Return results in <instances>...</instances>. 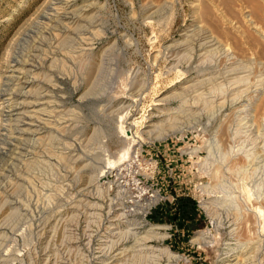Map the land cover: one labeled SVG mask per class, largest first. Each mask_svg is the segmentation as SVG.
<instances>
[{
	"label": "rangeland",
	"instance_id": "obj_1",
	"mask_svg": "<svg viewBox=\"0 0 264 264\" xmlns=\"http://www.w3.org/2000/svg\"><path fill=\"white\" fill-rule=\"evenodd\" d=\"M53 1L0 0V264H53L56 251L68 264H148L142 246L180 256L161 264H226L244 244L246 264H264V0H75L48 15ZM89 3L64 38L62 15ZM202 28L221 40L206 55ZM33 55L53 101L39 143L14 136L2 102L16 90L7 64ZM229 62L243 77L235 90ZM135 154L157 162L132 169L164 197L147 217L118 209L106 181ZM134 221L140 235L160 225L166 237L138 245L123 233Z\"/></svg>",
	"mask_w": 264,
	"mask_h": 264
},
{
	"label": "bare ground",
	"instance_id": "obj_2",
	"mask_svg": "<svg viewBox=\"0 0 264 264\" xmlns=\"http://www.w3.org/2000/svg\"><path fill=\"white\" fill-rule=\"evenodd\" d=\"M58 2L60 3V5L58 4ZM61 3H63V4L66 3L65 4L66 7H63V8H65V10H68V9H70V7L71 8L73 7V5L75 4V0H54L52 2V6L49 8V10L51 11V13H47V14L48 15H53V13H55V12L56 13L58 11L60 12V10H58V11H56V10L63 6ZM252 4L253 5L250 6V8L248 9L250 11L248 12L247 15H245L246 17L250 16V19H251V15L253 13V10H254L253 8L256 7V10H257V5H258L259 8H261L260 7V4L257 1L253 2ZM94 5H95L94 3H89V4H86V5H83V6L81 5L80 7L75 8V9H72V10H69L68 12H66V13H64L62 15V19H64V22L61 21V30L60 31H62V33L65 35L64 38L69 37V35L71 33H73V31L78 26H81L80 21L87 20L89 18L88 15L85 16V13H86L87 10H90ZM92 16H94V15L91 14V17ZM46 18H48V16H46ZM56 23L57 22H55V24ZM199 27H201V26H199ZM207 30L208 29L205 30V29L202 28L201 31H204V33L202 32V34L199 35V37H198V40L200 41L199 42L200 43V45H199L200 46V49H202V51L205 50V52L203 53V55L205 53H208L210 51H213V48H215V50H216L217 47H220V45H221V42H220L221 40H219L218 38H216V36L212 35L211 34L212 31H210L211 32L210 33ZM182 36H183V40H181L179 42H181L182 44L185 42V44H186V40L187 39L190 40L189 38L191 37V30L188 29V28L184 29ZM60 37H61V35H60ZM188 45H189V43H188ZM185 49H186V47H185ZM230 50H231L230 48H226V49L224 48V51H226V54L227 55H231L230 54V52H231ZM52 57H53V55H52ZM232 57L234 58V56H232ZM37 59H38L37 58V55H33V56H31V58L24 59V60L17 59V58H15V59H12L11 58V60L7 64L6 71L5 70L4 71H5V77H7L14 84V88L16 90H13V93H10V94H2L3 97L5 96V98L2 99V102H7L6 105L8 107V110H7V112H8L7 113L8 114V118H9V116H10V118L12 117L11 118L13 120L12 122L15 125L14 127L16 128L15 129V133H18L17 135H14L15 137H17V139H20V138L21 139L22 138L23 139L24 138L27 139L29 137V139L30 138H32V139L34 138V140H36V142H38V141L43 142L46 138H48L47 137V134H48L47 132L50 129L48 126H50L52 124V122H54V121H52L50 123V120H52V119H49V117H50L49 112L50 111H48V107L50 106V104H52L53 101L51 100L50 94L48 93L49 91L45 87L44 78L42 77L41 70H42L43 65L41 63H39V61ZM47 59L49 61L51 60L49 56L47 57ZM42 62L44 63L43 60H42ZM52 63H54V62H52ZM226 67H227V69L225 71L226 74L224 76H225V78H226V75L228 76V78H227L229 80L228 81L229 82L228 84H230V85L231 84H235V85H232L230 88L231 89L238 88L237 87V84L243 78V77L241 78L240 75L236 74V71L238 72V69L239 68L232 67V62H229V64ZM235 69H237V70H235ZM202 76H204V74ZM209 79L210 78H204V77L203 78H200V80H198L196 83H194V84L193 83L188 84V85L184 86L183 89L185 90V89H189V88H192V87H196L198 84L203 83V82H205V80H209ZM233 90H235V89H233ZM256 90H258V88L255 89V91ZM230 92H233V91H230ZM234 93H237V92L235 91ZM149 126L152 127V128L153 127H157V125L152 124V120L151 119L149 121ZM161 132L164 133L165 130L164 131H161ZM145 133L149 135L148 138H150V136H153V135H155L154 138L155 137H158V136L159 137L160 136H164V134L157 133L155 130H148ZM40 144H42V143H40ZM132 148H134V144H132V143H130L128 146L122 148L120 150V152H119V158L118 159H115V160H112V161H114V162L116 161V162H118L120 164L126 158H128V156L131 154ZM79 161H80V159H79ZM88 166L89 165H84L80 169H82V170L83 169H86ZM155 196L156 197H154V198L157 199L158 195H155ZM122 211H123V213H126L127 215L129 214V212L126 211V210H122ZM136 211L144 212L143 206H140L139 208H137ZM143 217H144V215H143ZM254 217H256L255 220L257 222L258 221L257 215L254 216ZM142 224H143V222H141V221H138V222H135L134 221V225L136 227H132L131 229L132 230L133 229H137V226L138 225H142ZM160 227H161L160 225H154L153 227H151L148 230H146L144 232V234H142V235H140V233L138 231H134V230L132 231L130 229L127 230V231L125 230L123 233H124L125 237H132L136 241H144V243H142V242L139 243L138 242V245H146V243H147L146 241H149V240H152V239H155V238L156 239H159V238L162 239V238H165L166 237L165 234H162L160 231H158V229H160ZM238 236H239V234H238ZM196 239L198 241H201V242H206L207 235L204 232L199 233V235H197V237L195 238V240ZM240 243L241 242H239V244ZM248 243H250V242H248ZM142 247L140 248V250L148 251L150 249H153V254L147 255L149 257V258H147L148 259V264H161V256L159 257V255H161V254H168L169 257H172V256L173 257H180V256H177L176 254H173V252L168 247H163V248L162 247H160V248H154L153 246L152 247L151 246L150 247H143V248ZM252 247H254V246H252ZM50 250H52V249H50ZM68 251L70 252V249ZM125 251L126 250L124 249L122 252H118L117 254L114 255V257H117L120 253L123 254V255H125L124 254ZM136 251H137V249H136ZM56 252H55V254L52 252L54 254V258H55V261H54L53 264H68L69 260H71V259L66 258V257L64 258L63 256L60 257L59 254H61V253L58 252L59 253L58 254ZM69 252H67V253H69ZM155 252H158V253L155 254ZM150 253H152V251H150ZM62 254H64V252H62ZM70 255H71V253H70ZM230 255H231V257L229 258L230 260L226 264H246V260L249 258V255H250V249L249 248H246V245L244 244L243 247L241 246V247H238L236 249H233V251H232V253H230ZM134 256H136V254ZM142 256H143V254H142ZM49 258L52 259V255L51 256L49 255ZM49 258H47L48 261L46 262V264L47 263L48 264H52L51 261H50L51 259H49ZM63 259H65V260H63ZM76 261H78V260H76ZM83 261L85 262V260H83ZM83 261L82 262L80 261V263H79V261H78V263L77 262H75V263L76 264H88V263H84ZM111 261H105V260H103L101 262V264H111Z\"/></svg>",
	"mask_w": 264,
	"mask_h": 264
},
{
	"label": "built area",
	"instance_id": "obj_3",
	"mask_svg": "<svg viewBox=\"0 0 264 264\" xmlns=\"http://www.w3.org/2000/svg\"><path fill=\"white\" fill-rule=\"evenodd\" d=\"M137 161L157 164V162L154 164L152 160H144L142 156L135 154L123 165L112 168L106 175V181L110 184V192L115 197L118 209L126 210L129 214L140 213L147 217L164 200V197L159 191L146 187L141 170L132 169ZM155 195H158L157 199L154 198ZM140 206H143L144 212L136 211Z\"/></svg>",
	"mask_w": 264,
	"mask_h": 264
}]
</instances>
